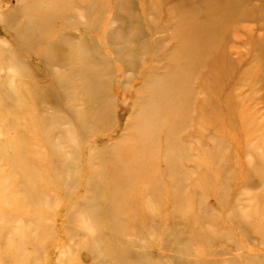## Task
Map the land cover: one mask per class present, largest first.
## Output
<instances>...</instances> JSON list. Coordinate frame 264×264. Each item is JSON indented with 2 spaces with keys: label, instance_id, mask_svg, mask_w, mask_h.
<instances>
[{
  "label": "rangeland",
  "instance_id": "374dc122",
  "mask_svg": "<svg viewBox=\"0 0 264 264\" xmlns=\"http://www.w3.org/2000/svg\"><path fill=\"white\" fill-rule=\"evenodd\" d=\"M228 2L0 0V264H264V0Z\"/></svg>",
  "mask_w": 264,
  "mask_h": 264
},
{
  "label": "bare ground",
  "instance_id": "6f19581e",
  "mask_svg": "<svg viewBox=\"0 0 264 264\" xmlns=\"http://www.w3.org/2000/svg\"><path fill=\"white\" fill-rule=\"evenodd\" d=\"M239 1L240 0H229L228 4L236 5L237 3H239ZM220 39L221 40L223 39V35H221V32L218 29L216 31H212L208 33L205 36H202L200 39V43L198 40V48L195 50L193 54V58L191 57V59H193L195 63H197L201 59L204 53L211 55L212 56L211 58L214 59L213 48L214 46H216V43L218 44ZM78 55L82 56V51L79 50ZM82 66L88 71L87 74L85 75V83L88 85V87L93 88L96 91V94H97L96 97H98L99 100H103L105 96L101 89L102 88L101 80H100L101 74L98 71V66H95L94 64H91L89 62L87 63V61H84ZM159 85L160 84H156V83L147 84V86L150 87V89H152V93L150 94L148 100L143 105L140 106V109L138 112L139 115L140 116L146 115L145 110L147 109V117L139 125V128H143L144 124L149 120V117L154 111H156V113H159L158 109L160 108V105L162 104V101L164 100V98H161L160 101H157L156 93L160 94L161 97L166 93V92H163L162 87H160ZM165 85H168V84H165ZM54 126H56L57 128H61V126H63L62 118L59 115L55 117ZM161 155L163 156L162 158L165 159V162H166L165 165L168 168V172L172 174L175 173L176 175L179 176V171L177 169L178 163L175 161L174 156L170 153L167 154L165 150L161 152Z\"/></svg>",
  "mask_w": 264,
  "mask_h": 264
}]
</instances>
